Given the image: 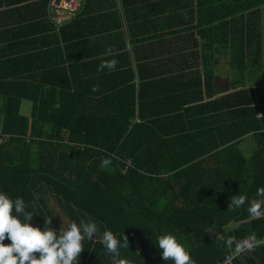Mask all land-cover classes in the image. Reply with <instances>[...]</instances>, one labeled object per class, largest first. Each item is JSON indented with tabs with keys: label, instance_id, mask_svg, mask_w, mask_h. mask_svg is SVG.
<instances>
[{
	"label": "trees",
	"instance_id": "16d2710c",
	"mask_svg": "<svg viewBox=\"0 0 264 264\" xmlns=\"http://www.w3.org/2000/svg\"><path fill=\"white\" fill-rule=\"evenodd\" d=\"M51 4H35L32 20L51 23ZM160 5L161 20L174 21L177 33L199 31L211 54H198L193 64L205 69L204 76L169 75L157 82L158 88L165 86L162 92L151 96L145 91L152 83L140 65L135 73L129 53L103 46L105 35L121 28L106 25L109 13L82 11L60 30L70 47L93 45L77 59L89 61L72 60L69 49L59 45L11 59L0 56V191L29 203L34 227L43 229L49 217V227L58 231L72 221H94L97 233L83 241L80 264H112L101 243L105 230L127 237L119 249L126 264H172L156 246L157 235L168 232L196 264L223 261L235 242L250 234L264 238V216L251 218L247 201L229 208L233 195L255 199L257 187L264 186V87L235 81L221 95L213 65V52L222 48L233 68L260 70L264 0ZM82 26L87 32L66 37L67 30ZM193 41L192 49H199ZM49 51L60 53L61 60L36 75L23 71ZM113 58L115 70H97ZM93 85L99 86L95 92ZM24 100L32 102L30 117L21 112ZM104 159L110 162L102 164ZM217 233L225 241H218ZM234 264H264V248Z\"/></svg>",
	"mask_w": 264,
	"mask_h": 264
},
{
	"label": "crops",
	"instance_id": "0c3cea01",
	"mask_svg": "<svg viewBox=\"0 0 264 264\" xmlns=\"http://www.w3.org/2000/svg\"><path fill=\"white\" fill-rule=\"evenodd\" d=\"M40 1L0 0L1 59L15 58L20 52L23 54L27 53L24 55H31L29 53H38L47 48L50 50L52 47L59 45L61 49H69V56L72 60L89 61V57H82L83 60L77 59L84 54L90 53L93 50V45H73L70 47L71 44H66L67 42L62 41L61 28L73 20L62 27H56L50 20L53 10V0L48 11L49 20L52 24L46 22L44 19L37 20L39 18H35L32 20V14L35 13L32 7L36 9L37 6L35 4ZM164 1L84 0L81 10L77 13V15L82 11H86L87 13H109L110 17L106 19V25L113 26L120 24L121 28L111 30V32L105 35L103 46L114 47L115 51L128 52L132 68L136 74H138L137 65L141 66V74L146 77L147 83H152L151 86L146 88L145 94L147 96H151L155 92L162 90L165 86L158 88L160 83L157 82L169 75L197 77V73L200 72L199 74L204 76L206 73L205 69L202 66L195 68L193 64L196 63L197 65L198 54L201 57L211 54L209 49H205V38L198 34L199 31L177 33L174 21L161 20L160 3ZM173 8L174 6H172ZM82 27L81 29L74 27L67 30L65 33L66 37H73L79 30L87 32L86 26ZM193 40L199 43V49H192L191 44L194 42ZM193 53L195 54L193 55ZM64 56H68L67 51ZM213 56L217 59L213 64L216 75L215 86L220 90L219 92L222 95L224 91L231 89L233 81H230L231 77H226L225 74L219 73L221 72V65L217 61L221 57L227 58L231 56L224 53L222 48L219 52H213ZM39 57L38 59H31V64H26L22 67L26 74H39V71L48 66V63L61 60L60 53H51V51L46 56ZM88 68V70H91L93 67ZM21 112L24 116H31L32 102L30 100L22 102ZM251 140L253 141L252 136L246 138L248 146Z\"/></svg>",
	"mask_w": 264,
	"mask_h": 264
},
{
	"label": "clouds",
	"instance_id": "9594fccd",
	"mask_svg": "<svg viewBox=\"0 0 264 264\" xmlns=\"http://www.w3.org/2000/svg\"><path fill=\"white\" fill-rule=\"evenodd\" d=\"M111 53V49L107 50ZM118 60L115 58L102 61L98 71L107 68L116 69ZM98 85L92 86V91L98 90ZM108 159L102 164H108ZM247 201V212L253 219L264 216V186L257 187L256 198L249 200L244 195H233L229 208H239ZM34 212L29 210V203L22 197L12 198L7 192L0 191V264H80V254L84 250L83 241L93 239L97 233V224L92 220L81 219L79 223L72 221L61 231L49 227L51 217L44 219L43 229L32 225ZM5 239L9 244H5ZM225 235L217 233L218 241H225ZM127 237L123 234L119 238L111 230H105L101 236V243L111 256L112 264H126L120 258L119 249L126 246ZM233 245V240H226ZM264 244V239H258L255 233L242 240L236 241L234 251L240 253L256 245ZM156 246L160 249L163 261L171 260L172 264H196L188 249L171 232L158 234ZM80 258L79 261L77 258Z\"/></svg>",
	"mask_w": 264,
	"mask_h": 264
},
{
	"label": "built area",
	"instance_id": "2783aa9c",
	"mask_svg": "<svg viewBox=\"0 0 264 264\" xmlns=\"http://www.w3.org/2000/svg\"><path fill=\"white\" fill-rule=\"evenodd\" d=\"M83 1L84 0H59L56 3V1L53 0V10L50 15L51 22L56 27H62L66 23L74 20L77 13L81 10L83 6ZM258 248H264V244L256 245L253 248L243 250L240 253H236L233 248L226 254L224 260L219 261L217 264H234L237 259L255 251Z\"/></svg>",
	"mask_w": 264,
	"mask_h": 264
},
{
	"label": "rangeland",
	"instance_id": "374dc122",
	"mask_svg": "<svg viewBox=\"0 0 264 264\" xmlns=\"http://www.w3.org/2000/svg\"><path fill=\"white\" fill-rule=\"evenodd\" d=\"M261 28L263 34V57L260 70L258 72L254 71L252 68L245 69L241 71L236 67L233 68L231 64L230 57H221L218 61L221 65V72L220 74H225L226 77H231L230 81H238V82H246V86L250 88H258L264 87V7L262 11V21H261ZM223 63V64H222ZM231 64V65H230ZM226 86V84H225ZM253 139V138H252ZM249 149L254 150L256 148L254 139L249 142ZM252 151H248V155H250Z\"/></svg>",
	"mask_w": 264,
	"mask_h": 264
},
{
	"label": "water",
	"instance_id": "95a60500",
	"mask_svg": "<svg viewBox=\"0 0 264 264\" xmlns=\"http://www.w3.org/2000/svg\"><path fill=\"white\" fill-rule=\"evenodd\" d=\"M56 1V3L59 1V0H55Z\"/></svg>",
	"mask_w": 264,
	"mask_h": 264
}]
</instances>
